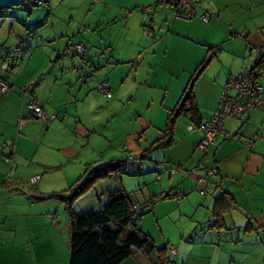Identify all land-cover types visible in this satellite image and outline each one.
Listing matches in <instances>:
<instances>
[{"label": "crops", "instance_id": "obj_1", "mask_svg": "<svg viewBox=\"0 0 264 264\" xmlns=\"http://www.w3.org/2000/svg\"><path fill=\"white\" fill-rule=\"evenodd\" d=\"M0 6L8 13L1 18L10 21L0 33V78L13 86L7 95L0 93V264H69L64 205L51 196L68 189L102 160L95 144L100 132L91 116L101 102L89 98L86 108L81 101L92 95L95 82H84L85 61L67 52L68 45L85 46L84 60L98 68L96 81L121 85L116 95L128 82L143 91L149 106L159 99L153 119L127 126L126 140L137 141L142 150L161 137L169 110L204 59L212 55L193 87L201 122L214 112L226 81L251 67L264 49V0H200L189 21L175 19L172 7L158 0H41L25 18L16 14L25 13L22 0H0ZM204 12L215 15L207 24L200 21ZM29 34L38 38L30 41L19 66L9 67L1 52L17 47ZM60 52L64 54L58 57ZM262 66L255 76L264 85ZM31 82L47 121L26 118L19 125L29 101L21 90ZM151 91L158 97L150 96ZM190 124L179 118L172 144L145 159H151L149 167L157 162L158 170L175 167L167 194L181 196L178 212L192 219L176 228L175 255L167 251L170 241L161 232L166 256L174 264H264V99L246 122L228 120V137L215 140L205 155L196 149L202 133L189 132ZM150 130L154 140L144 139L143 149L141 136ZM206 163L217 172L208 178V193L202 197L194 191V179L203 175ZM109 187L110 182L97 185L94 200ZM222 192L232 197L234 207L224 217L225 228L217 231L211 225L214 202ZM129 199L144 213L154 209L148 206L150 199L137 192ZM87 202L78 206L77 214L97 209ZM141 217L138 226L145 232ZM120 264H157L156 255L134 251Z\"/></svg>", "mask_w": 264, "mask_h": 264}, {"label": "trees", "instance_id": "obj_2", "mask_svg": "<svg viewBox=\"0 0 264 264\" xmlns=\"http://www.w3.org/2000/svg\"><path fill=\"white\" fill-rule=\"evenodd\" d=\"M39 5L33 7L31 12ZM22 8L26 13H31L25 10L23 0ZM209 15L215 17L214 14ZM1 16H3L2 13H0V18ZM34 37L35 36L33 34H29L17 47L22 45L25 46L24 54H26L29 49V43ZM25 41H27L26 45L23 44ZM75 45H81L82 51L74 50L73 47ZM66 51H71L72 54L79 56L83 61H85V83L89 81L96 82V89L98 92H100L98 89V86L100 85H105L108 91H110L109 86L106 82L96 81L95 73L97 72L98 68L90 61L84 60L85 46L82 43L68 45L66 47ZM59 54L58 57H60L61 54L63 55L64 52H60ZM1 57L4 63L12 68L19 66V64L22 62L21 61L18 64L10 65L7 61L8 59L7 55L4 53V49L1 52ZM211 59L212 55H209L195 69L188 81L187 86L181 93L177 105L173 109L169 110L161 137L156 139L147 149L144 150V152L146 153V156L144 155V158L148 156L147 154H150L153 151L165 149L172 144L174 125L179 118L183 117L188 119L191 125L197 128L196 131L190 132L195 133L197 131H200L202 133L200 127L204 122H201L200 120L199 111L193 95V87L195 82L208 66ZM263 63L264 58L260 59V61L257 62L258 65L252 69L251 77L252 80H254L256 83L257 80L255 75L257 73L259 74L260 69L263 68ZM0 79H4L9 84L10 93L13 88L11 83L5 78ZM35 85V82H31L26 85V87L22 88L21 90L22 94L25 95V91H27L28 94L26 95L32 97V91ZM100 93L103 94L102 92ZM125 166V159H115L110 161L103 167L88 169L86 174L77 179L71 186H69L68 189L60 193H54L51 196L64 205V210L68 215L69 264H120L124 260L129 258L134 251H142L148 257L156 255L157 264H174L166 256L165 246L161 248L155 247L153 239L140 230L138 222L145 209H142L138 205L139 212H133L132 206L136 203H131L129 194L124 192L119 187L120 174L122 173ZM105 182H110V187L103 194L99 195V206L95 211H91L85 214H77L73 211V206L78 199L93 190L97 185ZM171 197L172 196H170L169 194H162L160 199H168ZM154 204V201H149L148 206L152 208ZM233 207L234 202L232 197L229 194L222 192L214 202L213 214L215 220L213 219L211 227L217 231L223 230L225 228L224 217L233 209Z\"/></svg>", "mask_w": 264, "mask_h": 264}, {"label": "rangeland", "instance_id": "obj_3", "mask_svg": "<svg viewBox=\"0 0 264 264\" xmlns=\"http://www.w3.org/2000/svg\"><path fill=\"white\" fill-rule=\"evenodd\" d=\"M0 13H2V15L4 16L8 15L6 10L2 9L1 6ZM17 13H19V16H24V18L27 15L26 12L24 13L22 11H16V14ZM8 22L10 21L6 19V17L0 18L1 35L5 33V30H7L5 29V27ZM2 41L4 42L5 39H2ZM112 83L113 84L109 85L111 88V90L109 91L111 96L116 93V87H121L119 83H114V81ZM93 85L94 89H91V87L88 88V91L91 89L90 93L92 95H90L85 100V102L83 101V99H81V101L86 108V104L89 103L90 100L89 98L101 102L96 103V105L100 106H98L95 113L91 115L92 120L96 125L95 128L100 132V140H96L97 142H95V144L97 149H100L102 151V160L97 165H94V167H103L107 163L115 159H125L126 166L125 168H123V171L120 174L119 184L121 185L123 182L124 185L121 186L122 190L129 194V198L137 192L138 197L144 196L145 198L150 199V201H155L156 198H158L165 192V194H167V192L170 190V187L173 186L174 175H172L173 172L171 173V171L174 170L175 167L173 168L168 166V169H166L165 171L163 169L158 170L159 165H157V162L156 164L154 163V167H149L152 166L150 162L151 159L145 160L147 158H144V155L146 156V153L144 152V150L138 147L139 144H137V141H134L131 144L129 140H126V135L127 133H129L127 126L138 127L143 121L153 119L154 109L155 107H158L159 99L155 100L154 105L149 106V102H147L148 100H146L147 97L145 99H142L143 91L136 89L131 85V83L129 84L128 82H126L122 85V93L119 92L117 95L115 94V97L110 100L107 99L105 95L97 91L96 82ZM69 89L71 90V88ZM76 90L78 89L75 88L71 91V93L74 94ZM149 95H154L156 96V98L158 97V95L156 93H153L152 91L151 93H149ZM114 100H117L118 102L113 104L112 101ZM108 103H110V105H108ZM129 119H131V121H129ZM151 132H153V130H150V132L146 131V133L142 134L141 136L143 137V139H140V145L143 149L145 148V143L143 142L144 139H148L150 137V142L151 139L152 141L154 140L152 136H155V134L153 135ZM125 140L126 142H128L127 146H129L130 148L124 145ZM156 152H161L162 154V150H158ZM147 155L149 156V154ZM154 155L155 152L152 154V156ZM151 168H155L154 170H156V172L148 171ZM136 169L138 172L133 176L132 172ZM95 191L91 190L83 197H81L80 200L78 199V203H75V205L73 206V211L75 213L79 212L78 206L85 205L89 200L92 201L94 207H98V201L94 200ZM179 200V196L162 199L155 203L154 207H152L154 208L152 212H145L141 217V227L146 229L145 232L143 230L142 231L145 234L150 235V237L154 241L155 247L157 248L164 247L162 244H164L165 240H163L161 232L165 233V238L170 241V246H168L167 251H169L171 247H175V245L173 244L176 241V234L178 232L176 228H178L182 222L189 223L192 220L190 218L191 216L187 214L180 216L177 208V204L180 203ZM61 214L62 218L64 216V220L61 218L63 220L62 225L64 226V224H69L68 219H66L67 214L63 209L61 210ZM231 235L234 236V234ZM184 241L188 242V239ZM168 258L169 260H173V258L170 256Z\"/></svg>", "mask_w": 264, "mask_h": 264}, {"label": "built area", "instance_id": "obj_4", "mask_svg": "<svg viewBox=\"0 0 264 264\" xmlns=\"http://www.w3.org/2000/svg\"><path fill=\"white\" fill-rule=\"evenodd\" d=\"M93 2H100L101 0H92ZM200 0H158V4H164L171 6L173 9V16L175 19L188 21L193 17L194 6H197ZM40 0H23L24 8L27 12H31L32 8L39 5ZM143 12H148L149 8H144ZM214 16L203 13L200 16V21L207 24ZM28 40V39H27ZM25 41L23 44L26 45ZM25 46H19L14 48L4 49V53L7 55V61L10 65L18 64L22 61L24 55ZM74 50L82 51L81 45H75ZM264 58V49H260L256 59V63L260 59ZM254 64V63H253ZM253 67V65L251 66ZM249 67L247 70L241 74L229 78L222 88L219 102L216 109L212 113L210 119L204 122L200 130L203 133L202 139L197 145L196 149L202 153L206 154L208 147L215 142L217 139L227 138L228 135L225 131V123L228 120H237L241 123L246 122L251 113L257 108L261 107L264 99V85L256 83L252 80L251 74L252 69ZM100 92L110 98L109 93L105 85L98 86ZM10 91L9 84L4 80L0 79V93L2 95L8 94ZM25 94H28L25 91ZM37 120L40 122L47 121L46 113L44 109L37 104L34 97H29L28 103L25 105V111L20 115L19 125L24 123V119ZM189 131H196L197 128L193 125L189 126ZM246 148H250V143L246 144ZM203 175L198 176L194 179L195 192L200 196H206L208 177L214 175L217 172L216 167H211L209 164H204L202 166ZM173 173L176 170L172 171ZM193 172L188 171V175ZM161 196L155 199V203L160 201ZM155 205V204H154ZM133 212H139L138 204H133ZM170 253L175 255L174 249L170 248Z\"/></svg>", "mask_w": 264, "mask_h": 264}, {"label": "water", "instance_id": "obj_5", "mask_svg": "<svg viewBox=\"0 0 264 264\" xmlns=\"http://www.w3.org/2000/svg\"><path fill=\"white\" fill-rule=\"evenodd\" d=\"M258 64L256 62H254L253 67L251 69H253L254 67H256Z\"/></svg>", "mask_w": 264, "mask_h": 264}]
</instances>
